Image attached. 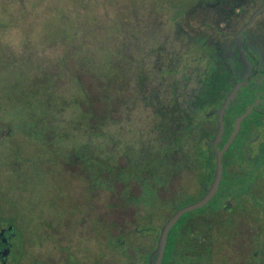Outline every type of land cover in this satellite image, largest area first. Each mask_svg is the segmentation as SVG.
I'll use <instances>...</instances> for the list:
<instances>
[{
	"label": "flooded vegetation",
	"instance_id": "af4514ba",
	"mask_svg": "<svg viewBox=\"0 0 264 264\" xmlns=\"http://www.w3.org/2000/svg\"><path fill=\"white\" fill-rule=\"evenodd\" d=\"M171 1L174 0H164L161 5L157 2V10L150 7L149 11L145 5L142 11H136L142 20H153V29L150 25L142 29L137 27L138 32L145 33L137 41L139 55L127 56L112 63L118 68L120 66L121 71L124 69L122 73L119 71L121 77L136 73L138 66L139 77H147L148 66L156 65L159 78L168 72L173 74L176 84L170 94L169 88L155 92V106H151L153 100L148 97L145 85L140 109L133 111L130 103L120 102L122 109H119V115L116 114L117 103L127 96L124 93L125 96L120 95L113 86L110 171H100L98 174L108 183L102 181L99 186L98 180H92L94 196L90 197L89 204L95 209L89 213H92L93 220L102 219L106 226L111 227L108 234L113 238L111 254L116 249L126 252L125 264H154L157 258L154 252L162 227L177 210L205 195L215 177L220 154L223 172L219 187L204 206L197 208H207L208 211L203 215L199 211L197 215L201 214V217L187 218L182 225L178 223L185 213L178 219L169 231L161 264L166 256L169 258L167 264H211L213 254H217V240L223 238L222 242L229 244L236 238V243L240 244L237 239L242 233L239 226H247V231L248 227L253 229L245 239L251 243L250 254L245 257L238 249L237 253L228 254L230 245L228 248L224 245L218 252L225 262L231 264V258L237 264H246L250 258H259V251H253L252 244L258 241V234L260 238L263 237L257 226L264 222L261 211L264 210V180L259 178L264 175V0H175L176 4L170 7ZM185 5L190 8L185 10ZM167 10L171 14H167ZM143 11H146L147 16ZM148 32L151 34L150 39L145 38ZM55 81L60 82L59 76ZM56 88L57 83L53 93ZM115 94L116 99L113 101ZM166 94L171 95L172 99L164 103L161 97ZM60 99L62 101L61 96ZM227 100V106L222 108ZM97 124L100 123L93 121L92 125ZM97 146L91 147V158L99 152ZM71 160L73 163L67 164L66 168L71 169L72 165H76L78 169L71 170L82 171L78 165L79 158L72 156ZM200 172L204 174L199 185V198L177 206V191L181 194L192 192L185 183ZM183 177L186 179L183 180ZM137 183L140 185L138 194L134 190ZM102 190L108 191L110 195L118 192L116 201L109 204V216L111 209L115 216L116 208L123 209L129 203L140 207L143 203L146 219L143 221H151L148 225L150 230H135L137 222L142 224L135 221L128 230L129 236L126 235L128 232L115 234V218L111 220L99 213L102 209ZM162 208L173 209V212L158 230L152 218L159 215ZM89 213L85 215L86 218ZM15 221L13 218L0 222V264H27L24 254L27 247L24 242L18 244L15 240L18 234L14 228ZM49 223L56 227L58 236L62 235L60 221L50 217ZM229 224L231 234L221 235L217 226L227 228ZM211 230L219 236L210 237L208 232ZM87 233L86 243L92 241L99 248L97 242L100 234L92 239L89 231ZM137 234L153 239L156 245L147 250L137 246L136 258L129 255L126 248L130 247L129 238L133 235L134 240ZM121 235L126 238L122 239L123 243ZM68 236L69 239L64 237L68 239L65 241L46 242L45 245L52 244L50 251L38 248L36 251L39 254L42 255L44 251L45 256L50 255L37 260L38 263L56 264L59 257L54 254V250L62 248L82 257L83 248L76 241L80 236L77 237L75 233ZM172 240L173 244L169 247ZM195 240L204 242L203 251L206 253L203 257H195L196 252H199L194 248ZM68 241H73L74 247Z\"/></svg>",
	"mask_w": 264,
	"mask_h": 264
},
{
	"label": "rangeland",
	"instance_id": "374dc122",
	"mask_svg": "<svg viewBox=\"0 0 264 264\" xmlns=\"http://www.w3.org/2000/svg\"><path fill=\"white\" fill-rule=\"evenodd\" d=\"M157 2L164 4V0H0V222L16 220L14 228L18 234L15 240L18 244L25 243L27 264H39L37 260L50 256H45V253L52 249V244L48 246L46 242L65 241L69 239V234L74 233L80 236L76 241L83 248V256L78 257L76 252L71 254L64 248L54 250L59 257L56 264H125L126 252L116 249L111 254L113 238L108 235L111 227L106 226L102 219L93 220L92 213H89L95 209L89 204L90 197L94 196L92 180H98L97 185L102 181L108 183L98 174L100 171H110L109 142L114 120H111V124L101 121L100 124H92L93 121L99 122L98 114L109 109L101 97L103 92L106 97H111L113 86L116 87V79L119 78V68L113 65L108 70L106 77H112L111 86H105L103 80L85 71L81 65L86 59L96 65L101 60L110 59L112 62L139 55L137 41L145 33L138 32L137 27L142 29L150 25L153 29V20H142L136 11H142L145 5L149 11L151 8L157 10ZM144 13L146 15V11ZM163 23L166 24L165 20ZM147 37L150 39V32ZM41 66L49 69L50 74L59 73L60 82L55 93L52 91L56 84L51 80L54 78L44 80L43 75L39 76L43 73ZM76 74L79 75L78 79L74 77ZM78 81L85 88L89 102ZM126 89L125 86L123 90ZM126 91L124 94H129ZM115 99L116 94L113 101ZM130 100L132 98L127 97L118 101L117 115L122 109L120 102L129 103ZM93 145H98L99 152L91 158ZM72 156L79 158L78 165L84 173L71 170H77L76 165H72L71 169L66 168L67 164L73 163ZM203 174H195L186 181L185 185L192 191L187 192L189 194L177 191V206L199 198ZM259 178L264 180V175ZM134 190L137 194L140 192L138 183ZM191 193L193 196H190ZM117 196L118 192L110 195L106 190L100 191L102 209L99 213L111 220L115 218V234L127 233L135 221L143 224L137 222L135 230H150L148 225L151 221H143L146 220L143 203L140 207L129 203L123 209L116 208L115 216L111 209L109 216V204L115 202ZM199 211L203 215L208 209L186 212L178 225H182L187 218L201 217V214L197 215ZM261 211L264 215V210ZM87 212L89 216L86 218ZM172 212L173 209L162 208L159 215L152 218L158 230ZM50 217L60 221L62 235H57L56 227L49 223ZM230 225L227 228L217 226V230L221 235L231 234ZM239 229L242 232L237 237L240 244L236 243V238L235 244L234 241L224 244L223 238L217 240V254H213L211 264H230L218 253L224 245L226 248L230 245L228 254L237 253L238 250L245 257L250 254L251 243L245 239L253 229L248 227L247 231V226H239ZM257 230L263 237L261 239L258 234L259 239L252 244V249L259 251L256 260L264 264V222L257 226ZM88 231L92 239L100 234L97 242L99 248L92 241L86 243ZM208 235L219 236L214 230L209 231ZM123 238L126 239L121 235L120 239ZM152 240L138 234L133 240L132 235L128 240L130 247L126 250L137 258L136 247L146 250L155 247L156 242ZM67 243L74 247L73 241ZM40 247L46 251L44 253L41 248L42 255L36 251ZM256 260L250 258L246 264H258ZM229 261L237 264L235 259L229 258Z\"/></svg>",
	"mask_w": 264,
	"mask_h": 264
},
{
	"label": "trees",
	"instance_id": "16d2710c",
	"mask_svg": "<svg viewBox=\"0 0 264 264\" xmlns=\"http://www.w3.org/2000/svg\"><path fill=\"white\" fill-rule=\"evenodd\" d=\"M175 4H176L175 0L172 1V6ZM189 8H190V6H186V5L184 6L185 10H188ZM89 58H91V57H89ZM113 61L114 60H112V62ZM112 62L110 59L105 60V61L101 60L100 62H98L95 65L93 62H91V60L86 59V62H84L81 65V68H84L85 71H88V72L90 71L91 74L95 75L98 79L103 80L102 81L103 85L107 86L109 84L111 86L110 80L112 79V77H111V79H107L108 77H106V76H108L107 75L108 70H111V68L114 65ZM43 67L44 66H41V69ZM120 68L121 67L119 66V71L122 73V71H124V69H122V71H121ZM137 69L138 70L136 73H133L132 75H129L127 77L119 76V78L116 79L117 85L115 87V90L118 91L119 94L122 96H123L122 93H124L126 90H128L130 95L127 93L126 96L129 98H132V101L130 100L129 103H130L133 111L140 109V105H141L140 101H141L142 92L144 90L145 85H147V90L149 92L148 97H150V100H153V103L151 106H155L154 101L157 97V96H154V95H156L155 92L158 91L159 89L167 90L169 88L168 91L170 94V91L172 90V88L176 84L175 77L173 76V74L172 75L168 74V72H166L167 75H165L163 77L160 76V78H159V74L157 71L158 67H156V65L151 64L148 66L147 77H145V76L142 77L141 75L139 77V66L137 67ZM47 70H49V69L43 68V73L39 74V76L43 75L42 78L44 80H46L47 78L51 79V77H53L54 79H51L53 81V83L58 84L59 82H57L55 80H57V76H59V73L50 74ZM97 70H98V72H97ZM76 76H78V74H76ZM76 76H74V77L76 78ZM111 76H112V74H111ZM43 79H42V81H44ZM72 85L74 87V84H72ZM103 85L101 86V88L103 87ZM129 85H130V87H129ZM78 86H80L79 81H78ZM125 86L127 87V89L124 91L123 88H125ZM59 87H60V85H59ZM80 88L83 90L84 94L86 95L87 102H89L85 88L83 86H80ZM102 90H103V88H102ZM111 90H112V87H111ZM112 93H113V91L111 92V97H106L107 95L104 92L102 93L103 96L101 97V100L104 101L105 103H107L106 105H108L109 109L102 112L101 115L99 114V116H98L99 117V123L101 121L102 123L107 122L108 124H111V106H109V105L111 104V99L113 97ZM169 94H166L163 97H161V101L166 103L168 100H171L172 96ZM49 98H50V96H49ZM61 105L64 106V104H61ZM108 135L109 134L107 133V136ZM195 242H196V240H195ZM172 244H173V240L170 241L169 247H171ZM203 244H204V242H202V241L196 242V245L194 246V248L197 249L199 252H196L195 257H197V258L203 257L204 254L206 253V251H203ZM197 245H199V247ZM192 253H194V252H192ZM167 260H169L168 256L165 257L163 264H167Z\"/></svg>",
	"mask_w": 264,
	"mask_h": 264
},
{
	"label": "water",
	"instance_id": "95a60500",
	"mask_svg": "<svg viewBox=\"0 0 264 264\" xmlns=\"http://www.w3.org/2000/svg\"><path fill=\"white\" fill-rule=\"evenodd\" d=\"M228 104L227 102L223 105L222 108H225ZM222 172H223V163L221 160L220 154L218 155L217 163H216V169H215V177L208 188L205 195L199 199L198 201L188 204L181 209L177 210L164 224V226L161 229L160 237L158 239L157 247L154 252V254H157V258L155 259L154 264H161L163 255L165 253V248L168 240V234L172 226L178 221V219L186 212L200 208L204 206L215 194L217 191L220 181L222 179Z\"/></svg>",
	"mask_w": 264,
	"mask_h": 264
}]
</instances>
